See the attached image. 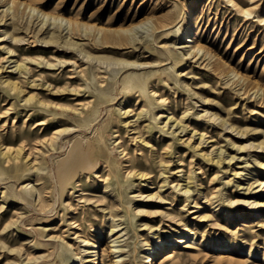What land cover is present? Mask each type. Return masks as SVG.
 Instances as JSON below:
<instances>
[{
  "label": "rangeland",
  "instance_id": "374dc122",
  "mask_svg": "<svg viewBox=\"0 0 264 264\" xmlns=\"http://www.w3.org/2000/svg\"><path fill=\"white\" fill-rule=\"evenodd\" d=\"M0 264H264V0H0Z\"/></svg>",
  "mask_w": 264,
  "mask_h": 264
},
{
  "label": "bare ground",
  "instance_id": "6f19581e",
  "mask_svg": "<svg viewBox=\"0 0 264 264\" xmlns=\"http://www.w3.org/2000/svg\"><path fill=\"white\" fill-rule=\"evenodd\" d=\"M30 10L35 14V17L36 18H40L41 20H46V19H53V21H57L58 19H60V18H62V17H57V16H52V15H50V14H48V13H46V12H44V11H42V10H40L39 8H37V7H34V6H32V7H30ZM61 21V20H60ZM143 23H144V21H141V22H138V23H135V24H133L129 29H131V30H133V31H138L139 30V28L140 27H142V25H143ZM192 23H194V21H192V19L191 18H188V25L187 26H189V25H191ZM194 32H193V28H191L190 27V34H189V32H187L186 34H185V38H184V43L182 44V45H180V46H178V47H183V48H187L186 50H188V53H189V55L190 56H192V55H195V54H198V53H200L201 55L202 54H204V49H203V47L198 43V40H197V36H196V33H197V30L195 29V34H193ZM11 51L12 50H10L9 48L7 49V52H10L11 53ZM61 63L63 62V60L62 61H60ZM127 64H132V63H125L124 65L126 66ZM53 65H55L54 63H51V62H49L48 60H45V67L46 68H49V67H51V66H53ZM31 71V69H29L28 68V72H30ZM55 80H57V79H55ZM130 82H131V79L130 78H128V83H127V85H130ZM143 93V92H142ZM154 93V91H151V94H153ZM156 93V92H155ZM154 99H156L158 102H160V101H163L161 98L160 99H157V97H154ZM56 105V104H55ZM82 105L83 106H87L88 105V102H83L82 103ZM51 108L50 107H48V108H46L45 107V110H50ZM120 111V113H122V114H124V113H127L128 112V110L126 109H124L123 111H121V110H119ZM153 115H156V114H154V113H152ZM46 121L47 120H45V123H46ZM42 121H39L38 123H41ZM122 126V125H121ZM63 130H65V128L64 129H56V130H54L53 132H55V133H61V131H63ZM54 137V135L53 134H51V135H49L47 138H45V142H48V141H50L49 143H51V141H52V138ZM55 137H56V135H55ZM54 137V138H55ZM53 143V142H52ZM46 145H48V144H46ZM21 147H24V145H22ZM50 148V147H49ZM2 150V149H1ZM94 151V150H93ZM1 153H3V152H1ZM95 153V152H94ZM95 157H96V155L95 154H93ZM236 158V157H235ZM5 159H6V161H9V159H12L14 162L12 163V166H13V164H14V166L15 167H17L18 165H20L18 162L16 163L15 161L17 160V158H16V156L15 155H12L11 157H5ZM76 161H79L80 162V164L83 166V167H85V168H87V167H90V168H92V167H94V165H95V163L96 162H94L93 161V159H92V156H91V154H89V152H88V150H84L83 148H81L78 144H73L72 146H71V148H70V150L68 151V154L65 156V157H63L60 161H59V163H58V165H57V173H58V177L59 178H61V177H65V175L67 174V168L69 167V166H71V165H73V163H75ZM105 161V160H104ZM146 162V161H145ZM13 166V167H14ZM142 175H144L143 173H142ZM25 186V185H24ZM66 187V186H65ZM38 197H39V199H41L42 198V195H41V192L39 191V195H38ZM260 206V205H259ZM114 228H111V230H113ZM114 233V232H113ZM93 247H95L94 245H93ZM93 252V251H92ZM94 252H95V250H94ZM148 260H151L150 259V257L148 258Z\"/></svg>",
  "mask_w": 264,
  "mask_h": 264
}]
</instances>
